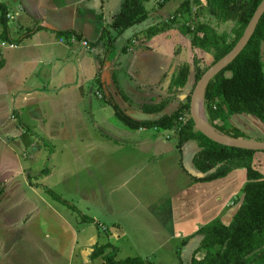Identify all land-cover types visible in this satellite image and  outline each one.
Segmentation results:
<instances>
[{
  "label": "rangeland",
  "instance_id": "374dc122",
  "mask_svg": "<svg viewBox=\"0 0 264 264\" xmlns=\"http://www.w3.org/2000/svg\"><path fill=\"white\" fill-rule=\"evenodd\" d=\"M160 1L141 0L148 15L157 7L165 6L159 5ZM170 1L172 6L166 13L167 19L174 14L180 0ZM178 14L176 21L181 18ZM166 18L162 21L158 16L146 24H153L156 19L166 24ZM21 24L29 28L35 26L29 21H21ZM25 28L17 31L13 25L12 36L19 37L26 31ZM135 37L142 39L141 35ZM1 44L5 46H0V59L4 60V71L0 72V264H11L7 261L13 257V264H71L67 256L70 245H74L76 252L72 264H106L101 255L94 258L91 253L109 242L112 247L107 248L105 254H114L115 259L139 256L143 264H182V261L188 263L193 256L201 257L202 253L195 251L194 240L186 245L184 243L192 233L186 237H168L144 206L132 208L136 196L129 190L132 186L123 185L132 173L139 171L131 184L140 189L143 198L148 201L184 182L183 178L174 180L181 171L176 145L178 129L155 131L153 127L142 128L145 137L149 134L155 140L147 144L134 136L133 142L129 143L128 139L122 144L124 148L116 152L118 160L115 163L107 160L95 163L83 141L107 143L100 153L110 155L113 147L110 145L116 139L114 136L118 132V136L123 137L121 130L130 131V128L115 116L113 106L106 99H100L97 92L94 93L96 86L93 81L85 84V89L94 86L91 110L81 99V84L71 90L51 88L54 80L64 77L75 80L76 73L71 66L75 64L76 55L72 52L65 54L69 57L65 66L55 63L44 66L55 61L52 60L36 67L16 62V54L28 50L21 47L23 45L11 49V43L2 41ZM39 49L40 52L46 51L45 48ZM80 51H85L83 46L77 54ZM99 53L100 49L96 47L85 51L92 57ZM187 54L188 49L181 48L182 59H179L184 62ZM146 55V50L138 43L131 45V52L121 53L117 75L126 96L118 95L121 106L126 103L134 106L136 98L149 91L145 84L153 74L148 77L145 73L148 66L150 72H154L155 68L148 65L153 60H148ZM262 60L264 70V55ZM44 72L47 79L42 75ZM193 72H190V83L179 95H183V100L194 87ZM37 79L43 82L42 88L31 90ZM26 98L36 102V106L25 103ZM71 102L77 104L78 112L67 114L65 108ZM25 104L41 115L42 125L29 128L19 121L14 108ZM101 121L108 129L97 127L96 124ZM27 122L30 124L29 118ZM47 190L53 191L75 209L55 199ZM64 219L69 220L70 225ZM88 219L90 221H86ZM28 231L37 236L34 237L35 244L25 241ZM44 232L49 234L45 236ZM55 248L61 251L60 254L54 251ZM88 249L91 251L86 254Z\"/></svg>",
  "mask_w": 264,
  "mask_h": 264
},
{
  "label": "crops",
  "instance_id": "0c3cea01",
  "mask_svg": "<svg viewBox=\"0 0 264 264\" xmlns=\"http://www.w3.org/2000/svg\"><path fill=\"white\" fill-rule=\"evenodd\" d=\"M0 2L6 6L9 35L11 38H18L12 36L13 25L17 31L24 27H26L25 30L29 28L28 25L24 26L21 24V21L22 23L23 21L33 22L36 26L32 34L23 38L13 47L8 46L14 49L15 47L23 45L21 47L28 49L27 51L16 54V62L25 65L33 64L39 67L40 64L55 60L53 63H48L44 66L48 67L54 63L65 66V60L69 59V57L67 58L64 55H70L72 52L76 55L75 64L71 66L73 73H76L75 80H67L65 77L59 81L54 80L51 88L57 91L63 90L64 88L71 90V88L81 84L80 88H82L83 95L81 99L89 105L90 110L93 106L91 93L94 86H88L85 89V84L93 81L96 86L94 93L99 92L101 94V97L98 98L106 99L111 105L112 103H116L126 114L135 119L143 120L158 116V113L144 112L143 105L155 103L163 97L172 95L171 101L162 111V113H170L183 100V95L182 97L179 95L182 94V89H185L190 83V72L194 68V58H196L199 66H208L213 59L210 53L200 48L192 47L189 38L183 35L177 28H169L161 33L155 34L149 39H145L144 31L152 25H147L146 23H149L150 20L153 21V18L158 16L161 20L165 19L167 16L166 13L172 6L170 0L166 2L167 4L165 3L164 7H157L158 11L156 9L145 20L126 28L120 34L112 30L110 23L114 14L119 11L123 0H108L107 2L104 0H0ZM156 21L153 24L159 23L160 20L156 19ZM103 29L105 32L109 30L110 34L108 36V33H105V38L96 43ZM61 30L71 31V36L78 34L80 38L75 36V40L71 41L69 38L58 36L57 31ZM1 31L2 27L0 25V33ZM135 35H141L142 39L137 40ZM83 40H86L88 45H83ZM2 41L4 43H10L0 38V46H5V44H1ZM24 42L29 43L23 44ZM135 43L141 44L144 47L147 52L145 57L148 60H153V64L148 63V65L153 66L155 71L150 72V67L148 66V70L145 73L148 77L150 74H153L149 82L145 84V87H149V91L137 97L134 101V106L131 103L122 104L121 106L118 102V95L122 94L124 98L126 96L123 94L124 90L117 75L118 64L121 61V53L131 52V45ZM81 46L84 47L86 52H89L92 47L99 48L100 53L93 57L86 55L85 51H80L77 54ZM183 47L188 49V54L184 62L179 59L181 58L180 51ZM39 48H45L46 51L40 52L41 50ZM263 55L264 41L261 43V60ZM189 58H192V60ZM182 62L188 63L191 68L187 82L183 87L178 88L176 90L177 92H170L169 86L171 79L183 64ZM157 63L158 71L156 70ZM3 67L4 60L0 59V72L4 71L2 70ZM42 75L47 79L45 72ZM97 77H99V80H96ZM33 84V89H30L36 90L42 88L43 82L37 79V82H33ZM22 100L25 101V97ZM26 100L25 103L30 102L36 106V102H31L27 98ZM14 111L19 121L28 125L29 128L39 126L40 124L42 125L41 115L31 110L28 104L14 108ZM65 111L67 114L78 112V106L75 102H71L65 108ZM27 118H29L32 126L27 122ZM229 121L232 125L242 130L248 139L264 140V124L257 117L245 113H234L229 116ZM103 124L104 121H101L100 124L96 125L100 129H108ZM112 126L117 128L114 125ZM154 130L158 131L159 129L154 128ZM15 131L17 134L19 133L16 129ZM121 133L123 137L118 136V132L114 136L116 139L110 145V147L113 146L111 147L112 154L110 155L100 153L101 149L107 143L103 141L94 142L92 140L83 141L85 149L93 157V162L105 163L104 161L107 160L110 163H115L118 160L116 152L124 148L122 144L127 143L128 139L129 143L133 142L134 136H138L140 140H145L147 144L150 140H155L147 133V137H145V132L142 128H130V131L123 129ZM197 150L198 145L194 140H188L183 144L180 152L177 151L181 159L179 169L181 171L177 173L174 180H181L183 178L184 182L174 187L172 191H164L155 199L146 201L143 198V192L131 184L132 180L137 177L136 175L139 171L132 173L123 183L126 187L128 185L132 186V188L129 187V190L136 196V203L132 208L138 205L144 206L146 212L151 215L152 220L162 226L165 234L170 238L186 237L196 231L200 225L216 217H219L222 222L228 223L231 220L235 208L239 204L240 191L246 181V169L236 168L225 176L210 181H194L190 171L193 170L192 157ZM184 161H186V165ZM254 162L255 167L264 173V152L258 151L255 154ZM65 221L70 225L69 220ZM86 221H90V219ZM70 228L73 229V227ZM26 233L28 238H24L25 241L35 244L34 237L37 236L33 234V231ZM44 233L45 236L49 234L48 232ZM109 247H112L111 243ZM111 249L114 250V248ZM54 251L59 254L61 252L56 248ZM90 251L91 249H88L86 254L90 253ZM67 256L72 264L76 256L74 245H70ZM12 259L7 262L11 264L15 263Z\"/></svg>",
  "mask_w": 264,
  "mask_h": 264
},
{
  "label": "trees",
  "instance_id": "16d2710c",
  "mask_svg": "<svg viewBox=\"0 0 264 264\" xmlns=\"http://www.w3.org/2000/svg\"><path fill=\"white\" fill-rule=\"evenodd\" d=\"M167 1L161 0L159 5ZM260 1L181 0L174 14L166 19L168 21L166 24L156 23L145 29V39L169 28H177L189 38L192 47L210 53L213 59L208 66H199L194 58L193 75L196 82L209 66L232 49ZM178 13L181 14V18L176 21ZM147 16L148 12L141 0H123L120 10L112 18L110 27L120 34L126 28L145 20ZM177 23L178 25H175ZM0 25L2 27L0 38L14 45L36 29V26L27 28L17 39L11 38L7 10L2 2H0ZM105 33H108V36L110 34L109 30L105 32L103 29L96 43L105 38ZM71 34L72 32L67 30L57 31L58 36L65 38H70ZM75 36L80 38L78 34ZM262 41H264V12L243 49L210 79L205 88L203 104L207 121L225 135L248 139L242 130L230 123L229 116L234 113L253 115L264 124ZM189 72V64L183 63L171 79L170 92L185 85ZM191 91L170 113H162V111L171 101L172 95L152 104H144V112L159 114L150 119H135L126 114L116 103H112V106L115 116L128 128L178 129L176 145L179 152L186 141H196L198 150L192 157L193 170L190 171L194 181H210L225 176L233 169H246V181L241 188L239 204L231 220L224 223L216 217L200 225L184 240V243L186 245L194 240L195 251H200L202 256L199 258L193 256L188 263L182 261V264H264V173L255 167V154L258 151L217 143L197 130L189 115ZM47 192L75 209L53 191L47 190ZM109 246L110 243L100 245L92 251L91 257L101 255L106 264H143L139 256L115 259L114 254H105Z\"/></svg>",
  "mask_w": 264,
  "mask_h": 264
},
{
  "label": "water",
  "instance_id": "95a60500",
  "mask_svg": "<svg viewBox=\"0 0 264 264\" xmlns=\"http://www.w3.org/2000/svg\"><path fill=\"white\" fill-rule=\"evenodd\" d=\"M264 12V0H261L254 10L251 18L245 26L242 35L232 47V49L221 57L217 62L209 66L204 73L197 79L190 94L189 115L194 122L195 128L209 139L232 147L264 151V140H251L247 138L231 137L219 132L208 121L204 114V91L210 81L221 69L229 64L243 49L251 37L260 16ZM201 108V111H200Z\"/></svg>",
  "mask_w": 264,
  "mask_h": 264
},
{
  "label": "built area",
  "instance_id": "2783aa9c",
  "mask_svg": "<svg viewBox=\"0 0 264 264\" xmlns=\"http://www.w3.org/2000/svg\"><path fill=\"white\" fill-rule=\"evenodd\" d=\"M69 39H70L71 41H74V40H75V36H70ZM82 43H83V45H88V42H87L86 40H83ZM9 46H10V47H13L14 44H9ZM97 95H98L99 97H101V94H100L99 92H97Z\"/></svg>",
  "mask_w": 264,
  "mask_h": 264
},
{
  "label": "bare ground",
  "instance_id": "6f19581e",
  "mask_svg": "<svg viewBox=\"0 0 264 264\" xmlns=\"http://www.w3.org/2000/svg\"><path fill=\"white\" fill-rule=\"evenodd\" d=\"M200 111H201V108H200Z\"/></svg>",
  "mask_w": 264,
  "mask_h": 264
}]
</instances>
